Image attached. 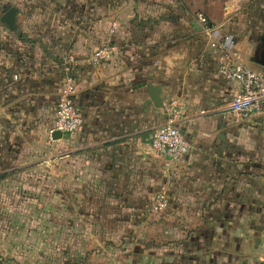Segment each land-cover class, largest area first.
<instances>
[{
	"label": "crops",
	"instance_id": "crops-1",
	"mask_svg": "<svg viewBox=\"0 0 264 264\" xmlns=\"http://www.w3.org/2000/svg\"><path fill=\"white\" fill-rule=\"evenodd\" d=\"M27 3L25 17L19 6L0 3V182L38 172L34 166L52 152L54 172L62 165L61 178L88 204L147 194L158 164L180 201L177 216L148 226L146 239L134 244L138 252L125 238L90 233L63 246L57 263L75 264L62 252L76 247L81 264H98L103 252L117 256L115 264H264V112L243 118L219 109L241 85L220 73L198 18L231 36L241 61L264 70L255 61L264 0H54L52 12L39 13L32 11L38 0ZM14 6L12 31L1 17ZM109 43L118 48L111 59L92 61ZM68 76L82 122L73 134L51 137ZM149 86L161 87L163 106ZM178 98L187 107L178 126L192 149L162 160L151 148L153 132Z\"/></svg>",
	"mask_w": 264,
	"mask_h": 264
},
{
	"label": "rangeland",
	"instance_id": "rangeland-1",
	"mask_svg": "<svg viewBox=\"0 0 264 264\" xmlns=\"http://www.w3.org/2000/svg\"><path fill=\"white\" fill-rule=\"evenodd\" d=\"M27 1L29 0H0V3L19 6L21 13L23 9L22 17H25L30 14L26 10ZM47 2L49 4L46 0H38L37 9L32 11L39 13L40 9H47L52 12L54 0ZM21 23L26 24V20L22 18ZM24 28H28V25ZM238 57L241 60L239 52ZM153 152L156 158L162 157L163 160L162 155L154 150ZM51 154L52 152L44 155L34 166L33 169L38 172H26V177L21 176L24 170L20 174L14 172L9 179L0 182V264H43L45 261L61 264L57 263L60 256L56 254H61L62 247L73 242L79 243L85 234L90 233L108 232L113 237L120 238L119 241L125 238L127 246H133L138 252L140 248L134 244L140 241L138 239H146L150 224L177 216L175 208L180 201L173 195L174 192L170 193L168 190L164 176L166 172L163 173L161 164H158L159 172L150 181L147 194L140 189L137 193L132 192L133 196L124 204L108 203L101 207L99 199L92 205L88 204L89 199L83 195H73L72 187L75 186L61 178L65 169L62 165L59 175L54 172L56 166L54 155ZM61 156L63 155L60 154L58 158ZM162 196L166 197L167 205L156 209L155 205ZM67 221L71 228H66ZM93 227H98V230H91ZM106 253L108 252L97 254L96 262L115 264L117 256H106Z\"/></svg>",
	"mask_w": 264,
	"mask_h": 264
},
{
	"label": "built area",
	"instance_id": "built-area-1",
	"mask_svg": "<svg viewBox=\"0 0 264 264\" xmlns=\"http://www.w3.org/2000/svg\"><path fill=\"white\" fill-rule=\"evenodd\" d=\"M198 18L210 35L212 49L219 54L220 73L241 85L239 93L219 109L235 113L243 118L264 112V70L254 69L241 61L233 46L232 37L220 34L216 29L208 27L209 21L205 15L199 14ZM117 50L115 44H104L93 51L91 60L94 62L108 61ZM74 89L73 77L68 76L60 93L56 118L50 129L51 137L55 131H61L62 135H66L73 134L79 129L82 113L72 99ZM186 111V103L179 98L172 100L165 107L167 119L154 130L151 141V148L156 153L170 160H177L191 151L192 144L178 126L185 117ZM166 205L167 199L162 196L158 199L155 208H163Z\"/></svg>",
	"mask_w": 264,
	"mask_h": 264
},
{
	"label": "water",
	"instance_id": "water-1",
	"mask_svg": "<svg viewBox=\"0 0 264 264\" xmlns=\"http://www.w3.org/2000/svg\"><path fill=\"white\" fill-rule=\"evenodd\" d=\"M18 11H19V9L17 7H15V6L11 7L1 17V21L3 23L7 24V26L12 31H15L18 29V24H17ZM258 40L261 42V48H260L259 55L257 57H255V61L257 63H259L260 65L264 66V30L262 33H260L258 35ZM149 90L150 91H156V90L159 91V93H157V91L155 93H152V96H153V98H154V100L158 106H163V101L160 98L161 87L149 86ZM54 134L57 135V137H59V138L62 137L61 131H55Z\"/></svg>",
	"mask_w": 264,
	"mask_h": 264
},
{
	"label": "trees",
	"instance_id": "trees-1",
	"mask_svg": "<svg viewBox=\"0 0 264 264\" xmlns=\"http://www.w3.org/2000/svg\"><path fill=\"white\" fill-rule=\"evenodd\" d=\"M72 251H70V249H69V251L67 252V249H65L62 253V258L63 257H65L66 258V255H68V256H71V255H73L74 256V258H75V264H81V263H84V260H82V258H79V255L80 254H78L79 253V250L76 248V247H72ZM74 251V252H73ZM65 258H64V261H65ZM72 258V257H71ZM73 259V258H72ZM63 260V259H62ZM66 262V261H65ZM43 264H52V263H50V262H45V263H43Z\"/></svg>",
	"mask_w": 264,
	"mask_h": 264
}]
</instances>
